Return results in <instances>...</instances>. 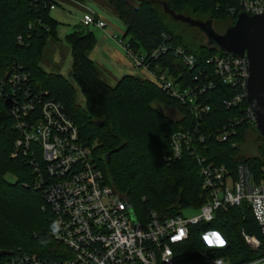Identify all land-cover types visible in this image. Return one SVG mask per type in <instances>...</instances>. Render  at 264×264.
Here are the masks:
<instances>
[{"label":"trees","instance_id":"trees-1","mask_svg":"<svg viewBox=\"0 0 264 264\" xmlns=\"http://www.w3.org/2000/svg\"><path fill=\"white\" fill-rule=\"evenodd\" d=\"M158 2L140 0L135 6L128 0H110L125 24L124 38H128L129 47L135 52H150L168 40L194 54L198 63L189 69L175 54L168 53L159 63L162 68H169L176 75L183 74L190 81L197 75L203 79L205 68L210 71L216 87L198 98L211 106L201 117H195L188 105L170 97L158 84L143 76L127 74L115 85L108 83L90 58L97 37L90 26L81 23L66 35L73 54L74 81L61 73L45 70L41 60L48 41L60 39V22L50 7L51 3L59 4L58 0H0L1 252L56 257L57 250L64 248L53 236L54 215L44 190L37 187L40 177L33 160L42 164L41 153L37 147H33L32 155L17 151L16 142L21 133L10 112L12 84L9 79L14 65L24 66L35 92H45L64 104L79 127L84 143L94 146V157L106 183L115 188L141 221H148L153 211L172 216L183 214L188 208L200 210L209 199L200 166L190 152H185L180 159H168L171 136L177 131L193 129L196 139L202 136L204 140L197 139L196 144L199 153L209 161L226 165L234 174L241 163H248L257 179L264 177V138L255 125L245 121L237 127L238 134L227 140L217 139L219 131L233 118L243 116L249 106L245 100L240 107L227 108L225 101L234 96L235 88L219 81L213 66L207 63L209 58L227 53L215 45L189 46L179 28L191 26L175 20L164 5L161 9L157 6ZM163 2L178 14L209 16V20L227 27L243 11L242 0ZM19 36L23 37L22 42ZM79 93L83 103L79 101ZM158 100L177 107L182 117L174 120L155 108L153 102ZM211 230L222 234L226 240L224 247L214 250L206 247L203 234ZM244 233L259 238L262 244L258 250L250 246ZM184 250L191 255L209 251L227 258L231 264H249L264 258V235L251 208L244 203L228 211L217 210L212 222L191 227ZM8 256L1 255L0 264Z\"/></svg>","mask_w":264,"mask_h":264},{"label":"built area","instance_id":"built-area-1","mask_svg":"<svg viewBox=\"0 0 264 264\" xmlns=\"http://www.w3.org/2000/svg\"><path fill=\"white\" fill-rule=\"evenodd\" d=\"M56 5L51 3V9ZM242 6L243 11L250 14L264 13V0H242ZM81 24L99 28L108 25L92 11L84 13ZM110 36L125 46L136 67L147 74L148 79L170 97L188 105L195 117L211 110L210 105L198 100L216 87L207 68L202 72L203 79L197 75L190 81L183 74L176 75L159 64L168 53H173L182 65L193 69L198 63L194 54L168 40L140 54L129 47L124 34L122 39L113 33ZM22 40L19 36V41ZM207 63L213 66L219 81L235 88L234 96L225 101L228 109L240 107L247 101L250 72L246 55H216ZM10 75V112L21 133L16 142L17 151L32 155L33 147H37L41 153L42 164L33 160L40 177L37 187L44 190L45 200L54 215L53 236L64 248L57 250L56 257L12 253L3 264H231L227 258L209 251L191 255L184 250V244L191 236V227L212 222L217 210L228 211L244 203L251 208L264 235V177L257 179L248 163H241L234 174L226 165L209 161L199 153L196 141L204 139L202 136L196 139L193 129L172 134L168 159H180L185 152L193 155L200 166L204 187L209 191L208 201L199 214L191 217L153 211L146 222L137 217L134 220L130 205L106 183L104 172L94 157V146L84 143L79 127L64 104L45 92H35L23 65H14ZM245 121L256 126V115L250 105L243 116L233 118L219 131L217 139L227 140L238 134L237 127ZM262 173L264 175V166ZM212 233L219 234L225 243L220 245ZM206 235L212 240L211 244L204 239ZM244 236L252 248L259 249L262 244L259 238L245 233ZM203 240L210 250L226 245L225 238L216 230L204 233ZM261 263L264 258L249 264Z\"/></svg>","mask_w":264,"mask_h":264},{"label":"rangeland","instance_id":"rangeland-1","mask_svg":"<svg viewBox=\"0 0 264 264\" xmlns=\"http://www.w3.org/2000/svg\"><path fill=\"white\" fill-rule=\"evenodd\" d=\"M106 0H83V1H76V0H58L56 8L52 9V15L60 22L58 27V35L60 39H49L48 44L44 50L43 57L41 60V66L49 71V72H56L63 74L68 80H73V54L72 49L68 42L66 41V35L74 30L75 25L81 23V19L86 11H92L97 13L99 16L106 19L108 25L105 28H99L96 25H90V28L94 31L97 37V45L94 51L97 49V46L100 42L101 35L100 31L106 34L113 42L116 44L117 48L120 50L121 54L127 58L128 61L132 62L134 66L135 73L132 72H113L118 78H121L124 74H138L145 78L149 76L145 74L140 68L136 67L134 60L130 57L127 49L121 43H119L116 39H114L109 34H116L119 35L120 39H122V35L125 32V24L123 21L118 17L115 10L108 11L106 8L101 6ZM131 4L137 6L140 0H128ZM163 0H159L157 6L163 8L164 2ZM84 3L83 5H80ZM165 7V6H164ZM192 18L199 19L203 21H208L210 18L209 16H193ZM168 21V20H167ZM213 27L218 33H223L227 29V25L220 24L217 21H213ZM180 31L182 32V37L185 42L194 47L195 43L197 44H209L208 38L205 33L201 32L198 27H185L184 25H180ZM109 33V34H108ZM126 41L128 38L125 39ZM125 44V42H124ZM178 46V45H177ZM212 46V45H210ZM91 53L94 55V51ZM97 56L95 55L94 60L98 68L101 71V76L103 79L106 80L105 75V68L112 69L118 68L121 64L119 59H123V56L118 55L117 58L114 56L109 55L103 46L100 47V51L98 50ZM113 70V69H112ZM177 73V72H176ZM180 74V73H179ZM177 73V75H179ZM111 85L116 84V80L114 78H110V80H106ZM79 101L84 102L83 96L79 93ZM153 106L160 110L161 112L165 113L169 117L173 118L174 120L180 119L182 117V112L177 108L171 105H166L162 101H154ZM11 178V177H10ZM13 180V178H11ZM168 185V184H167ZM200 213L198 209L188 208L183 211V214L187 217H191Z\"/></svg>","mask_w":264,"mask_h":264},{"label":"water","instance_id":"water-1","mask_svg":"<svg viewBox=\"0 0 264 264\" xmlns=\"http://www.w3.org/2000/svg\"><path fill=\"white\" fill-rule=\"evenodd\" d=\"M165 10L175 19L198 27L205 33L209 45H215L222 51L236 56H245L249 62V78L247 101L256 115V127L264 138V13L250 14L241 12L235 23L228 26L225 32L218 33L213 27V21L194 19L184 14H178L164 2ZM111 152L107 161L110 162ZM130 211L134 220L136 216L132 207ZM12 252H1L10 255Z\"/></svg>","mask_w":264,"mask_h":264},{"label":"crops","instance_id":"crops-1","mask_svg":"<svg viewBox=\"0 0 264 264\" xmlns=\"http://www.w3.org/2000/svg\"><path fill=\"white\" fill-rule=\"evenodd\" d=\"M84 3L80 4L83 5ZM101 6H103L104 8H106L108 11L114 10L113 7L110 4V0H106ZM111 8V10H110ZM116 13V11H115ZM97 14V13H96ZM103 18V17H102ZM105 19V18H104ZM106 20V19H105ZM78 25V24H77ZM76 26V25H75ZM75 28V27H74ZM109 34V33H108ZM100 35H101V39L100 42L97 46V49L94 51L93 49H95V47L92 49L94 51V55L90 52V58L94 60L95 55L97 56V52L98 50L100 51V47L103 46V48L105 49V51L111 55L114 56L115 58H117L118 55H122L120 50L117 48L116 44H114V42L104 33H102L100 31ZM110 35V34H109ZM98 41V40H97ZM123 56V55H122ZM95 61V60H94ZM96 62V61H95ZM120 62V66L118 68H113L112 69H106L105 68V73H103L105 75L106 80H110V78H114V80H116V84L118 83V81L124 76L127 75L129 73L124 74L121 78H118L113 72H132L135 73L134 71V66L132 64V62L128 61L127 58H125L123 56V59H119ZM101 72V71H100ZM138 75V74H135Z\"/></svg>","mask_w":264,"mask_h":264},{"label":"snow or ice","instance_id":"snow-or-ice-1","mask_svg":"<svg viewBox=\"0 0 264 264\" xmlns=\"http://www.w3.org/2000/svg\"><path fill=\"white\" fill-rule=\"evenodd\" d=\"M205 239H206V241H207L209 244L212 243V240H211L209 237H206ZM216 241H217L220 245H223V243H224L223 239L220 238L219 236L216 237Z\"/></svg>","mask_w":264,"mask_h":264},{"label":"clouds","instance_id":"clouds-1","mask_svg":"<svg viewBox=\"0 0 264 264\" xmlns=\"http://www.w3.org/2000/svg\"><path fill=\"white\" fill-rule=\"evenodd\" d=\"M55 230V229H54ZM212 235L215 237V240H216V237L217 236H219L220 238H221V236L219 235V234H217V233H212ZM206 237H208L207 235L204 237V239L206 238ZM206 240V239H205ZM224 241V240H223ZM224 243H225V241H224ZM223 243V244H224Z\"/></svg>","mask_w":264,"mask_h":264}]
</instances>
